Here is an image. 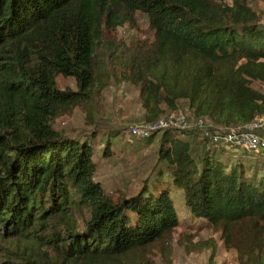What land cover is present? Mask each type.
Here are the masks:
<instances>
[{
  "label": "trees",
  "instance_id": "trees-1",
  "mask_svg": "<svg viewBox=\"0 0 264 264\" xmlns=\"http://www.w3.org/2000/svg\"><path fill=\"white\" fill-rule=\"evenodd\" d=\"M231 1L0 0V243L60 244L81 264H173L178 246L208 251L212 263L215 237L176 233L174 186L198 229L218 235L236 264H264V151L229 162L208 145L196 158L177 142L197 131L165 130L151 181L114 198L95 180L96 135L53 127L122 84L139 87L145 125L182 107L219 131L262 115L264 25L245 0ZM137 13L147 37L126 41L119 29H137ZM58 76L76 90L59 88ZM75 211L87 215L80 231Z\"/></svg>",
  "mask_w": 264,
  "mask_h": 264
},
{
  "label": "rangeland",
  "instance_id": "rangeland-1",
  "mask_svg": "<svg viewBox=\"0 0 264 264\" xmlns=\"http://www.w3.org/2000/svg\"><path fill=\"white\" fill-rule=\"evenodd\" d=\"M223 2L227 5L232 3L231 0H223ZM245 2L256 13L261 25H264V0H245ZM136 19L137 29L129 27L119 29V37H123L126 41L147 37V18L137 13ZM56 81L61 89L76 90V84L72 78L58 76ZM262 89L264 91V86ZM138 96L139 87L130 84H122L115 89L107 88L102 96L94 97L88 107L77 108L72 115L59 118L53 124L56 131L67 137L77 136L84 139L91 134L96 135L92 140L95 147L93 155V161L96 163L95 180L101 184L105 193L114 198L132 196L142 186L144 180L149 177L151 181L154 176L153 168L157 162L158 152L157 143L162 132L151 143L130 136L131 126L145 125ZM182 108L180 111L188 115L185 107ZM108 137L111 139L110 156L105 157L103 152ZM178 138L177 143L189 147L196 158H199L202 149L205 151L208 147L198 132H190V135L182 134ZM220 150L224 152L221 157L229 162L242 153ZM169 192L180 220L176 233L191 232L198 239L215 237L218 242V251L212 263L208 262V251L201 250L185 255L181 247L176 246L173 264H236L235 253L222 248L218 235L213 234L211 229L199 230L197 221L189 217L182 191L170 186ZM86 216L85 212L71 213L77 231L83 228ZM58 227L64 231L61 226ZM175 237L177 239L178 234ZM197 238L194 241H197ZM38 244L37 240L32 242L26 239L1 242L0 264H81L80 262L72 263L69 258L65 257L60 244L58 246Z\"/></svg>",
  "mask_w": 264,
  "mask_h": 264
},
{
  "label": "built area",
  "instance_id": "built-area-1",
  "mask_svg": "<svg viewBox=\"0 0 264 264\" xmlns=\"http://www.w3.org/2000/svg\"><path fill=\"white\" fill-rule=\"evenodd\" d=\"M170 129L197 131L208 145L216 149L238 153L264 151V135L261 132L264 129V113L237 129L219 131L207 119L194 118L191 114L186 115L182 111H177L163 116L151 124L131 126L129 133L136 139L144 140L152 134Z\"/></svg>",
  "mask_w": 264,
  "mask_h": 264
},
{
  "label": "crops",
  "instance_id": "crops-1",
  "mask_svg": "<svg viewBox=\"0 0 264 264\" xmlns=\"http://www.w3.org/2000/svg\"><path fill=\"white\" fill-rule=\"evenodd\" d=\"M261 132H262V134L264 135V129H262V131H261Z\"/></svg>",
  "mask_w": 264,
  "mask_h": 264
}]
</instances>
